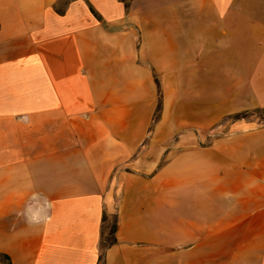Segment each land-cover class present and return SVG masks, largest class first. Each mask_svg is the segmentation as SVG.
Here are the masks:
<instances>
[{
	"label": "crops",
	"instance_id": "0c3cea01",
	"mask_svg": "<svg viewBox=\"0 0 264 264\" xmlns=\"http://www.w3.org/2000/svg\"><path fill=\"white\" fill-rule=\"evenodd\" d=\"M60 1L0 0V251L264 264V124L226 120L264 108V0Z\"/></svg>",
	"mask_w": 264,
	"mask_h": 264
},
{
	"label": "trees",
	"instance_id": "16d2710c",
	"mask_svg": "<svg viewBox=\"0 0 264 264\" xmlns=\"http://www.w3.org/2000/svg\"><path fill=\"white\" fill-rule=\"evenodd\" d=\"M86 1H88V0H86ZM89 8H90V11L95 16H98L95 13V11L92 9L91 6ZM58 11H61V9L58 8ZM159 109H160V102H158V104H157L155 113H157L159 111ZM256 113L257 114L258 113L263 114L264 113V108H256V109H253V110H250V111L238 112V113H235V114L231 115V118L234 119V120H236V119H248L249 120V116H251L252 114H256ZM111 219H112L111 223L105 225L106 217H105V215H103V217H102V221H103L104 224L102 225V234H101L100 244H99V247H100L99 261L100 262L103 259L104 252H105L106 248L111 246L116 241V238H115L116 217L113 216ZM0 263H2V264H12L9 256L4 254V253H2L1 251H0Z\"/></svg>",
	"mask_w": 264,
	"mask_h": 264
},
{
	"label": "rangeland",
	"instance_id": "374dc122",
	"mask_svg": "<svg viewBox=\"0 0 264 264\" xmlns=\"http://www.w3.org/2000/svg\"><path fill=\"white\" fill-rule=\"evenodd\" d=\"M66 0H61L60 1V5H62V3H64ZM158 117V113L154 114V118ZM227 121H231L233 120L231 117H228L226 119ZM249 120L251 121H254L256 124L258 125H262L264 124V113L261 114V113H256V114H252L251 116H249ZM218 131H221V128L220 129H217V130H214V133H217ZM112 221L111 218H108L107 219V224H110Z\"/></svg>",
	"mask_w": 264,
	"mask_h": 264
}]
</instances>
